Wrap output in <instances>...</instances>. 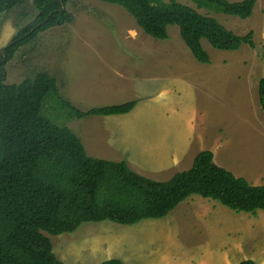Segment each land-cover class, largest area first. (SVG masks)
I'll list each match as a JSON object with an SVG mask.
<instances>
[{
    "label": "rangeland",
    "instance_id": "1",
    "mask_svg": "<svg viewBox=\"0 0 264 264\" xmlns=\"http://www.w3.org/2000/svg\"><path fill=\"white\" fill-rule=\"evenodd\" d=\"M32 1L0 15V50L34 19ZM175 1L195 8L189 0ZM64 11L72 15L71 23L41 32L6 62L7 85L19 84L39 71H46L56 79L61 97L85 112L114 105L132 95L127 86L118 88L113 84H124V80L134 83L139 75L115 72L117 77L111 76L106 69L119 68L112 64L113 59L121 63L120 67L124 63L122 58H130L131 62L148 59L145 69L155 73L146 70L142 75L143 81L152 80L148 81L152 86L139 88H146L143 101L147 102L134 112L139 115L138 123L127 126L126 120L120 124L113 119L107 122L106 116L77 119L68 116L55 100L45 103L43 114L77 135L91 157L126 164L135 159L152 166L165 163L155 139L162 138L175 118L192 117L196 126L192 154L212 151L213 161L219 167L244 178L250 185H264V112L257 94L258 82L264 78V0H256L252 15L245 20L198 11L214 17L239 36L253 32L254 48L243 45L237 51H221L202 41L209 55L208 64L193 58L177 26L167 27V39L156 40L144 34L118 5L69 0ZM137 86H141L140 82ZM171 88L175 95L181 93L177 113L166 111L175 103ZM154 98L162 102L153 104ZM169 133L181 148L175 132ZM194 198L197 196L188 200ZM204 200L197 209L190 204L175 208L162 219L143 220L131 226L110 221L88 222L73 233L43 234L50 239L52 252L61 264H100L109 259H119L121 264H155L168 259L170 264H181L182 258L198 256L209 249L207 244L220 239L207 237L208 221L220 217L213 226L220 228L218 235L241 242L243 248L239 257L226 264H237L250 257L255 258V263L264 264V211L236 213L215 201ZM193 230L200 235L198 243H193L196 237H188ZM249 240L250 249L245 245Z\"/></svg>",
    "mask_w": 264,
    "mask_h": 264
},
{
    "label": "trees",
    "instance_id": "2",
    "mask_svg": "<svg viewBox=\"0 0 264 264\" xmlns=\"http://www.w3.org/2000/svg\"><path fill=\"white\" fill-rule=\"evenodd\" d=\"M27 1L0 0V15ZM68 1L33 0L34 19L0 52V264H61L43 232L57 236L88 222L131 226L162 219L192 195L236 213L264 211V185H250L219 167L211 151L199 152L188 170L159 182L137 174L123 161L89 157L69 128L43 114L45 103L56 101L77 119L122 115L134 108L135 101L82 112L61 97L56 79L46 71L19 84L5 83V64L20 47L41 32L72 22V15L62 10ZM98 1L120 6L144 34L156 40L167 39V27L177 26L182 42L201 64L210 61L202 41L221 51H237L243 45L254 48L252 31L239 36L198 11L245 20L256 0H189L195 8L175 0ZM257 94L264 112V78L258 82Z\"/></svg>",
    "mask_w": 264,
    "mask_h": 264
},
{
    "label": "crops",
    "instance_id": "3",
    "mask_svg": "<svg viewBox=\"0 0 264 264\" xmlns=\"http://www.w3.org/2000/svg\"><path fill=\"white\" fill-rule=\"evenodd\" d=\"M144 54L147 55L146 53H144ZM141 57H144V56H141ZM122 59H123L122 62H124L122 64L123 67H120L121 63H119V64L115 63V61H117V60L113 59L112 64L118 66L119 68H114L111 66V68L106 69V71L110 72L111 76L115 75L114 74L115 72L120 73V74H125V75L132 74V72H135L139 75V78L134 83H131V81H125V80H124V82H125L124 84H115L114 83L113 86L118 87V88H121L123 86H127L130 90L133 91V93L128 99H119L117 102H114L115 104L114 103L113 104L118 105V104L130 102V101H135L136 104H135L134 108L129 113L122 114V115H109L106 117H109V120L107 122H109L110 120L113 119V120L117 121L118 124H120L123 120H126V124L128 126V125H134V124L138 123L139 115L135 114L134 112L143 103L147 102V101H143V99L147 97V96H144L146 88L143 90H140V91H139V88L152 86L148 83V81H152V80L143 81L142 75L147 73L146 70L149 73H155V72H151L149 69H145V67H146L145 62H147L148 59H142V61L139 60V62H136L137 60H135V59H134V62H131L130 58L129 59L122 58ZM157 76L158 75H156V77ZM139 82H140L141 86L138 87L137 83H139ZM170 85H171V87H173L175 89L173 84H170ZM59 90H60V88H59ZM171 92H172V95L175 97V103H174L173 107L168 108L166 111L177 113L180 110V106L182 103L181 98L179 97V96H181V93L179 94V96L175 95L174 92L172 91V88H171ZM133 97H136L137 100ZM152 101H153V104L162 102V100H160L158 98H154V99H152ZM108 106H111V105H108ZM172 122H173L172 125L167 129L169 131L166 130L163 133L162 138L157 137L155 139V141L157 143H159V155L165 159V163L162 165H158V166H152V165H149L145 162H141L139 160L130 159L128 161L127 165L131 170H133L137 174L144 176L146 178H149V179H152L155 181H159V182H165V181H168L170 178H172V176L175 173H177V171L174 173V171L176 169L180 168V171H178V172H181V171L188 170L191 167L192 162L195 158V154H192L193 153V147H194L192 144V137H194V135L196 133V126L194 125V120L192 119V117L191 118H185L183 120L181 118H175ZM169 132H175V136H176L177 140L179 139L180 143L182 144L181 148L176 145L178 143H175L174 141L171 140V136H170ZM150 149H151V146L148 148V150H150ZM88 156L91 157L90 155H88ZM91 158H94V157H91ZM124 158L125 157H123V159ZM95 159H100V158H95ZM100 160H106V159H100ZM106 161H110V160H106ZM111 162H116V161H111ZM119 162H122V161H119ZM123 162H125V161H123ZM171 169H172V171H171ZM161 174H166V176H162ZM153 175H156V176L153 177ZM158 179H163V180H158ZM188 199L189 198H187L185 201L180 203L176 207V209H180L182 207H190V204H191L192 209H197L199 207V205L204 203V201H205L204 198H202L200 196H197V198H194L195 200H193V201L188 200ZM219 220H220V217H217V219L210 218V220L208 221L209 225H207V233H208L207 237L212 239L215 236H217L220 239L219 240H217V239L213 240L212 244H207V247L209 249L203 251V253H201L200 255L195 256V257L191 256V255H187L186 258H182L181 264H226L227 262H229V260L233 262L234 258H237L241 255L240 251L241 250L243 251L241 242L236 241V240H232L233 238L232 239H229V238L224 239V237L218 235L220 233L219 232L220 228H216L213 226L214 225L216 226ZM193 231L194 232L191 234L194 236L188 235V237H193V238L196 237L195 240L193 241V243H198L200 241V239H199L200 235L197 234V230H193ZM244 240H246V239L244 238L242 240V242H244ZM251 243H252V241L249 240L247 242V244H245V243L244 244L247 246L248 249H250ZM217 244H220L217 249H215V250L211 249L212 247L216 246ZM198 246H200V245H198ZM243 260L255 261V258L254 257L245 258V259H242L241 261H243ZM155 264H170V262L168 259V260H165L164 263L159 262V263H155Z\"/></svg>",
    "mask_w": 264,
    "mask_h": 264
},
{
    "label": "water",
    "instance_id": "4",
    "mask_svg": "<svg viewBox=\"0 0 264 264\" xmlns=\"http://www.w3.org/2000/svg\"><path fill=\"white\" fill-rule=\"evenodd\" d=\"M62 10L63 11L65 10V6L62 7ZM0 52L2 53L3 52V49H1Z\"/></svg>",
    "mask_w": 264,
    "mask_h": 264
}]
</instances>
